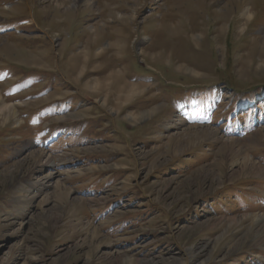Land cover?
Here are the masks:
<instances>
[{
	"label": "rangeland",
	"instance_id": "1",
	"mask_svg": "<svg viewBox=\"0 0 264 264\" xmlns=\"http://www.w3.org/2000/svg\"><path fill=\"white\" fill-rule=\"evenodd\" d=\"M54 2L0 0V264H264V0Z\"/></svg>",
	"mask_w": 264,
	"mask_h": 264
},
{
	"label": "bare ground",
	"instance_id": "2",
	"mask_svg": "<svg viewBox=\"0 0 264 264\" xmlns=\"http://www.w3.org/2000/svg\"><path fill=\"white\" fill-rule=\"evenodd\" d=\"M55 1L56 2H54V3L57 6L58 5L60 6L62 3L66 2V0H55ZM255 10L256 9L253 6L251 7V9L244 7L239 11L240 17L242 16L245 20L249 21L255 16V14H256ZM245 24H248V23H245ZM94 26L95 25H93L92 27H94ZM93 29H92V31H90L91 32L90 34H91L92 38L96 41V40H98L97 34H99V32H98L99 29L98 28H93ZM165 30H166L165 34L167 36H171V37L175 36L176 34H179V31H181V30H177V28H175L174 25L169 26V24H168V26L165 27ZM120 46L121 45H119L118 48ZM89 47H91V46L86 45V47L80 52L81 53L80 55L77 54V55H75V57L72 58V60L77 62V65H78L79 60H80L78 57H80V56L82 57V64L81 65H83V66L87 65V62L89 59L88 53L91 50V49H89ZM2 48H4V47H2ZM5 48H8V47L5 46ZM262 50H264V48H262ZM97 53L102 54V53H104V50L102 49V50H100V52H97ZM261 53H262V51H261ZM30 60L32 61V63L37 62V60L33 56H32V59L30 58ZM30 60L26 61V62H31ZM83 70L84 69L81 67L79 69V72H81V74H82ZM109 70L110 71H107L104 76H102L100 78H93L92 80L88 81L87 85H89L91 83H92V85H94V87L91 85L92 86L91 89L93 90L94 93L102 92V91H106V90L113 91L114 93L117 92V93H119L118 94L119 96L117 97L118 101H121V103L122 102L128 103L133 98H135L137 95L142 94L146 90V88L143 87L144 85H142V84H133V83L126 82V80H124L122 78V76L120 75L119 71H117L115 68H112ZM72 77H73V75H72ZM73 80H75V79L73 78ZM78 80H79V77H78ZM134 95H135V97H134ZM106 102L107 101L104 99V103H106ZM15 108L16 107H14L13 104H10V103L6 102L5 100L0 101V125L5 123L9 117H11L12 115H14L16 113L17 110ZM181 108H183V107L181 106ZM184 113H185V110H184ZM182 116H183V114L179 113V117L182 118ZM0 127H2V126H0ZM201 133L205 134V132H201ZM202 134L201 135L199 133L195 134V132H185L182 134H178V135L171 137L170 144L171 145L174 144L176 146L175 149H179L182 142H192V140L194 138H196L197 136H203ZM227 148H228V146H227ZM228 153H231V151L229 150ZM243 163L245 164L246 167L248 166L247 161L244 160ZM242 172H244V170H243V168H240L239 171L236 172V174L238 176H241ZM238 178H240V177H238ZM200 191H202V189ZM262 229L263 230L261 232H262V234H264V227ZM117 259L123 261V259H126V258L123 257V258H117Z\"/></svg>",
	"mask_w": 264,
	"mask_h": 264
}]
</instances>
